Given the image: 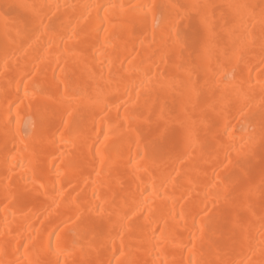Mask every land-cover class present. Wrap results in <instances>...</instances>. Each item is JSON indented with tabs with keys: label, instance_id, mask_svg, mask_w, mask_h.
I'll return each instance as SVG.
<instances>
[{
	"label": "bare ground",
	"instance_id": "6f19581e",
	"mask_svg": "<svg viewBox=\"0 0 264 264\" xmlns=\"http://www.w3.org/2000/svg\"><path fill=\"white\" fill-rule=\"evenodd\" d=\"M0 264H264V0H0Z\"/></svg>",
	"mask_w": 264,
	"mask_h": 264
}]
</instances>
